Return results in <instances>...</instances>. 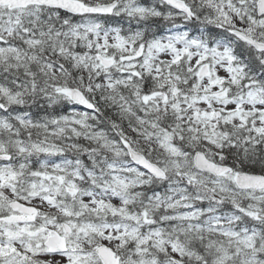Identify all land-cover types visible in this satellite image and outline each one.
I'll list each match as a JSON object with an SVG mask.
<instances>
[{
    "label": "snow or ice",
    "instance_id": "1",
    "mask_svg": "<svg viewBox=\"0 0 264 264\" xmlns=\"http://www.w3.org/2000/svg\"><path fill=\"white\" fill-rule=\"evenodd\" d=\"M0 264H264V0H0Z\"/></svg>",
    "mask_w": 264,
    "mask_h": 264
}]
</instances>
